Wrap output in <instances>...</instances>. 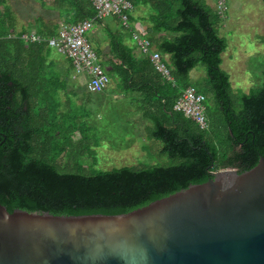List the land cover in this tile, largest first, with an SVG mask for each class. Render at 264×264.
<instances>
[{
    "label": "trees",
    "instance_id": "obj_1",
    "mask_svg": "<svg viewBox=\"0 0 264 264\" xmlns=\"http://www.w3.org/2000/svg\"><path fill=\"white\" fill-rule=\"evenodd\" d=\"M39 2L57 10L66 22L96 14L89 0ZM131 3L129 19L144 22L153 49L169 55L170 78L154 68L148 55L137 56L118 31L96 18L94 24L108 36L106 58L100 62L122 92L137 94L138 111L150 122L146 136L161 141L160 151L169 161L92 170L82 160L93 152L92 137L98 133L84 119L90 111L68 98V93L75 95L76 91L66 90V67L55 69L45 43L22 38L30 28H17L7 0H0V203L8 211L128 212L189 184L204 182L220 169L242 172L264 155V74L260 87L234 97L229 76L220 67L226 47L218 32L223 17L205 0ZM145 6L149 11H143ZM137 7L141 8L136 11ZM60 19L44 21L37 16L34 31L45 37L54 35ZM258 39L264 45V34ZM94 50L101 55L98 44ZM66 62L67 69H72L68 58ZM198 63L204 66L207 90L214 99L212 108L205 90L189 81V71ZM51 66L52 73L48 71ZM189 85L205 95L206 129L173 109ZM61 92L67 96L63 103Z\"/></svg>",
    "mask_w": 264,
    "mask_h": 264
},
{
    "label": "water",
    "instance_id": "obj_2",
    "mask_svg": "<svg viewBox=\"0 0 264 264\" xmlns=\"http://www.w3.org/2000/svg\"><path fill=\"white\" fill-rule=\"evenodd\" d=\"M0 264H264V155L123 213L0 203Z\"/></svg>",
    "mask_w": 264,
    "mask_h": 264
},
{
    "label": "rangeland",
    "instance_id": "obj_3",
    "mask_svg": "<svg viewBox=\"0 0 264 264\" xmlns=\"http://www.w3.org/2000/svg\"><path fill=\"white\" fill-rule=\"evenodd\" d=\"M14 13L16 26H26L34 30L35 17L40 16L44 21L58 20L57 10L43 7L39 0H7ZM214 8V0H205ZM227 11L218 26V32L226 40V47L221 52L220 67L229 76L230 86L234 97L258 88L262 84L264 74V45L258 36L264 34V2L262 0H226ZM141 7H137L138 11ZM143 11H149L145 6ZM113 31H118L124 42L131 46L134 53L141 55L140 49L126 34L120 24L111 22L109 17L103 18ZM33 28V29H31ZM89 43L99 45L102 50L101 61L108 50V36L96 23L88 31ZM94 49V47H93ZM47 58L55 64V69H65L67 88L76 91L73 95L68 93L75 105L82 107L83 111H90V116L84 118L87 124L98 129L92 138L93 152L86 154L82 160L92 170H107L122 166L151 165L167 163L168 157L161 153V141L146 136L145 127L150 122L141 117L138 111L139 102L137 94L131 91L122 92L113 80L101 90L88 92L86 89V76L67 69L65 56L50 48ZM167 67L168 54L162 55ZM103 68L106 70L105 66ZM50 69V70H49ZM52 66L48 71L52 73ZM206 73L204 66L198 63L189 71V81L198 89L206 92V102L209 108L214 105V99L206 86ZM67 96L60 93V99L65 102ZM87 99H91L88 101ZM63 106H61V109ZM215 126L209 130H213ZM217 136V135H216ZM98 138V140H97Z\"/></svg>",
    "mask_w": 264,
    "mask_h": 264
},
{
    "label": "built area",
    "instance_id": "obj_4",
    "mask_svg": "<svg viewBox=\"0 0 264 264\" xmlns=\"http://www.w3.org/2000/svg\"><path fill=\"white\" fill-rule=\"evenodd\" d=\"M89 1L96 11L94 18H85L74 23L66 22L61 18L60 25L54 35L45 37L30 30L23 33L22 38L29 42H43L47 47L65 56L69 59L75 73L85 74V85L88 91L101 90L109 83L110 76L89 43L87 33L96 18L115 16L120 24L128 29L132 40L140 51L148 55L154 68L164 77L170 78L169 69L161 54L153 49L145 25L142 22L129 19V12L133 9L131 0ZM214 1V10L219 16L224 17L227 11L226 0ZM204 101L205 95L198 92L193 85H189L183 89L181 96L174 102L173 109L192 119L199 128L206 129L208 122Z\"/></svg>",
    "mask_w": 264,
    "mask_h": 264
},
{
    "label": "crops",
    "instance_id": "obj_5",
    "mask_svg": "<svg viewBox=\"0 0 264 264\" xmlns=\"http://www.w3.org/2000/svg\"><path fill=\"white\" fill-rule=\"evenodd\" d=\"M110 18V21L111 22H115L116 23V21L114 20V18L113 17H109ZM61 21V20H60ZM139 22H142V21H139ZM144 25H145V27H146V29H147V26H146V24L144 23V22H142ZM106 25H107V23H106ZM125 35H128L130 38H131V36H130V33H129V31H126V34ZM135 44V43H134ZM94 45H96V43H93V47H94ZM135 46H136V44H135ZM95 51V50H94ZM141 54H142V52H141ZM161 56H162V54H161ZM169 56V55H168ZM106 58V54H104V57L102 58V59H105ZM105 66V68H107V66L106 65H104ZM147 126H150V125H146V127ZM145 127V128H146Z\"/></svg>",
    "mask_w": 264,
    "mask_h": 264
}]
</instances>
